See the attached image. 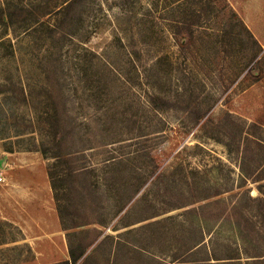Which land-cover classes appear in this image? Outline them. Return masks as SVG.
<instances>
[{"label":"rangeland","instance_id":"rangeland-1","mask_svg":"<svg viewBox=\"0 0 264 264\" xmlns=\"http://www.w3.org/2000/svg\"><path fill=\"white\" fill-rule=\"evenodd\" d=\"M0 16V264H264V0Z\"/></svg>","mask_w":264,"mask_h":264},{"label":"trees","instance_id":"trees-1","mask_svg":"<svg viewBox=\"0 0 264 264\" xmlns=\"http://www.w3.org/2000/svg\"><path fill=\"white\" fill-rule=\"evenodd\" d=\"M75 1H78V0H70V4H72V2H75ZM7 14H8V11H7ZM7 16H9V15H7ZM9 20H11L10 16H9ZM0 22H3V19H2L1 16H0ZM159 98L160 97H153V99H152L154 105H156L157 107H159V105H158V103H156V101ZM43 153H45V151ZM263 188H264V184L259 185V189L260 190L263 189ZM76 248L80 252H77ZM76 248L75 247H71V249L69 250L72 261H71V263H70V261H66V264H77L79 262V260L86 254V252H87L89 247H88V245H78Z\"/></svg>","mask_w":264,"mask_h":264},{"label":"built area","instance_id":"built-area-1","mask_svg":"<svg viewBox=\"0 0 264 264\" xmlns=\"http://www.w3.org/2000/svg\"><path fill=\"white\" fill-rule=\"evenodd\" d=\"M3 180V178H2V176H0V181H2Z\"/></svg>","mask_w":264,"mask_h":264}]
</instances>
